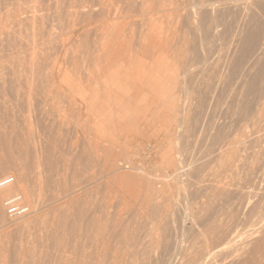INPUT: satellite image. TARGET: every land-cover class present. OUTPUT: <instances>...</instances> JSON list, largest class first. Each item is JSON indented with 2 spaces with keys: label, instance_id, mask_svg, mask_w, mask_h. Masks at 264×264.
Segmentation results:
<instances>
[{
  "label": "rangeland",
  "instance_id": "obj_1",
  "mask_svg": "<svg viewBox=\"0 0 264 264\" xmlns=\"http://www.w3.org/2000/svg\"><path fill=\"white\" fill-rule=\"evenodd\" d=\"M6 175L0 264H264V0H0Z\"/></svg>",
  "mask_w": 264,
  "mask_h": 264
},
{
  "label": "built area",
  "instance_id": "obj_2",
  "mask_svg": "<svg viewBox=\"0 0 264 264\" xmlns=\"http://www.w3.org/2000/svg\"><path fill=\"white\" fill-rule=\"evenodd\" d=\"M14 184V178L6 175L0 177V190L6 189ZM2 206L5 214L10 218L24 217L29 213V207L25 204L21 195H12L3 200Z\"/></svg>",
  "mask_w": 264,
  "mask_h": 264
},
{
  "label": "bare ground",
  "instance_id": "obj_3",
  "mask_svg": "<svg viewBox=\"0 0 264 264\" xmlns=\"http://www.w3.org/2000/svg\"><path fill=\"white\" fill-rule=\"evenodd\" d=\"M177 109V108H176ZM114 121V120H113ZM14 182H15V180H14ZM9 188V187H8ZM2 191V190H1ZM15 195V194H14ZM28 195V194H27ZM29 196V195H28ZM27 216V215H26Z\"/></svg>",
  "mask_w": 264,
  "mask_h": 264
}]
</instances>
